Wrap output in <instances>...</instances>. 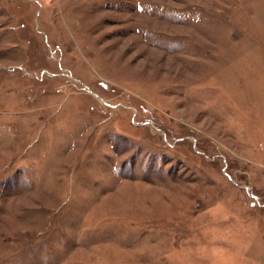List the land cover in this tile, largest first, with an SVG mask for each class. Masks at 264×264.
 Wrapping results in <instances>:
<instances>
[{"label":"rangeland","instance_id":"obj_1","mask_svg":"<svg viewBox=\"0 0 264 264\" xmlns=\"http://www.w3.org/2000/svg\"><path fill=\"white\" fill-rule=\"evenodd\" d=\"M0 264H264V0H0Z\"/></svg>","mask_w":264,"mask_h":264}]
</instances>
